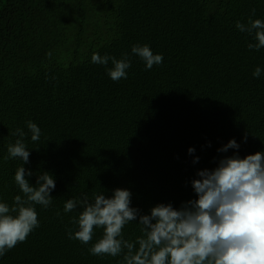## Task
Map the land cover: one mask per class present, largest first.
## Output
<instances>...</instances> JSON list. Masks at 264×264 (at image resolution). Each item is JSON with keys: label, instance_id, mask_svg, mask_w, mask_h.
<instances>
[{"label": "trees", "instance_id": "1", "mask_svg": "<svg viewBox=\"0 0 264 264\" xmlns=\"http://www.w3.org/2000/svg\"><path fill=\"white\" fill-rule=\"evenodd\" d=\"M250 17L264 20V0H0V202L23 196V162L5 159L17 128L30 152L26 178L35 186L47 171L56 184L49 207L34 205L39 227L0 264H125L123 254L89 252L102 227L88 244L69 238L83 208L65 213L68 199L126 188L140 214L157 203L178 209L196 198L199 170L264 151V48L250 50L252 36L236 27ZM135 44L163 62L147 69ZM94 52L127 54V78L113 81L111 59L93 63ZM230 139L239 148L219 152ZM138 221L124 226L125 240L143 235Z\"/></svg>", "mask_w": 264, "mask_h": 264}, {"label": "clouds", "instance_id": "2", "mask_svg": "<svg viewBox=\"0 0 264 264\" xmlns=\"http://www.w3.org/2000/svg\"><path fill=\"white\" fill-rule=\"evenodd\" d=\"M236 27L252 36L255 42L248 44L250 50L264 48V20L250 17L247 25L237 21ZM131 51L145 62L147 69L163 62L162 54H154L147 44H135ZM110 59V78L126 79L131 67L127 54L116 59L94 52L91 57L93 63L104 65ZM260 74V67H256L253 76L258 78ZM27 127L31 140L38 141L41 129L32 121L27 122ZM12 135L18 138L8 145L5 159L18 158L23 162L15 172V183L23 196L16 195L11 207L0 202V257L39 227L34 205L49 207L51 191L56 187L54 176L47 171L38 176L35 186L29 182L26 177L32 172L24 167L30 162L23 139L26 133L17 128ZM230 148H239L235 139L218 151L227 153ZM188 152L193 153L194 148L190 147ZM197 176L192 180L195 199L183 202L178 209L171 203H157L150 214H140L138 208L131 206L132 193L126 188L114 189L110 197L95 194L93 202L87 195L83 199H68L65 213L78 206L83 208L78 219H73L78 230L74 235L69 230V238L88 244L94 228L102 227V237L89 252L112 257L123 254L125 264H264V151L244 157L223 156L216 167L199 170ZM138 216L143 235L134 243L123 238L122 229Z\"/></svg>", "mask_w": 264, "mask_h": 264}]
</instances>
